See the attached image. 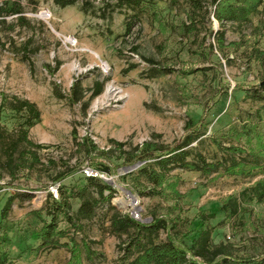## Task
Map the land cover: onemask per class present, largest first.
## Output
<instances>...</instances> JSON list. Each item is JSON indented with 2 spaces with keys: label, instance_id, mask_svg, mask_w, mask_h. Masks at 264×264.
<instances>
[{
  "label": "rangeland",
  "instance_id": "obj_1",
  "mask_svg": "<svg viewBox=\"0 0 264 264\" xmlns=\"http://www.w3.org/2000/svg\"><path fill=\"white\" fill-rule=\"evenodd\" d=\"M20 2L23 18L0 17V242L7 232L9 264H70L67 248H44L34 232L50 219L44 207L51 189L84 183L82 170L88 165L107 176L104 181L115 194L111 202L98 203L92 218L78 221L80 228L60 223L69 231L60 241L76 239L82 264H127L123 248L129 235L115 233L112 225L114 216L125 213L143 222L168 219L173 228L161 229L157 242L169 232L191 245L210 228L212 242L231 244L238 256L263 254L264 201L241 193L264 178V168L244 176L224 171L234 159L253 162L247 153L227 149L247 145L232 127L250 122L264 135V102L248 98L244 90L264 84V67L257 60V49L264 52V29H256L263 7L252 24L222 28L211 12L191 30L187 7H171L167 0H79L66 7L55 0ZM221 29L223 50L216 38ZM75 84L80 100L73 99ZM15 96L35 102L41 111V121L29 129V138L42 145L33 149L39 161L32 166L25 144L12 167L3 155L23 122L22 114L10 108ZM196 126L200 134L189 145L190 159L201 153L222 164L218 171H172L179 199L139 194L128 165L118 159L117 142L126 150L145 142L176 146ZM85 137L97 146L91 155L79 145ZM102 151L110 153L99 155ZM260 164L264 167V158ZM73 167L77 173L55 182L59 172ZM10 196L15 200L3 219ZM230 196L241 203L233 215L225 205ZM71 202L75 214L82 200ZM84 241L98 253L91 260Z\"/></svg>",
  "mask_w": 264,
  "mask_h": 264
},
{
  "label": "trees",
  "instance_id": "obj_2",
  "mask_svg": "<svg viewBox=\"0 0 264 264\" xmlns=\"http://www.w3.org/2000/svg\"><path fill=\"white\" fill-rule=\"evenodd\" d=\"M79 0H55L56 4L61 7L73 5ZM133 1V0H131ZM136 1V0H135ZM144 1L153 0H140ZM171 7H179L185 5L188 9L189 28L196 30L200 22V18L213 13L216 20L223 28L227 23L237 25L252 24L253 18L259 15L263 7L264 0H167ZM210 8H213L210 10ZM23 7L20 0H2L0 3V17L8 15H19L23 18ZM264 15V14H263ZM256 29H264V16L260 20V24ZM217 45L223 50L225 48V29H221L216 34ZM259 43V41H258ZM235 44V43H233ZM213 50L214 45L210 44ZM257 60L264 67V52L261 53L257 49ZM165 71H171L164 68ZM77 84L74 85L73 99L80 100L77 92ZM246 96L255 101L264 102V84L260 87L244 88ZM98 89L95 94H99ZM16 103L10 104V108L22 114L23 122L17 131V138L9 144L4 154L6 164L12 167L15 162V153L18 152L20 144L29 146L28 153L33 158L31 166L39 161L36 148L42 145L36 144L29 138V129L41 121V111L35 102L30 100H21L17 96L14 97ZM2 106V105H1ZM0 106V107H1ZM200 126H196L186 135L184 140L176 146H165L154 142H145L141 146H135L129 150L124 148L123 143L117 142L118 159H121L125 165L132 166L138 162H143L137 169L130 172L134 176L138 193L147 197H162L179 199L182 195L176 190L178 180L172 181L170 173L178 168H184L193 171H202L204 173H212L218 171L220 163L209 162L206 157L197 153L195 158L190 159L193 151L189 145L198 138ZM3 126L0 123V139L3 137ZM238 140H245L246 147L230 146L227 149L233 153H247L253 157V162L246 160L237 161L234 159L231 164L225 166V173L230 175H250L256 169H263L260 160L264 158L262 151L264 150V135L259 132L256 125L250 122L242 123L240 126H234L230 129ZM222 147L220 142H217ZM80 146L85 147L88 154L91 155L97 151V146L85 137ZM109 151H102L99 155L106 156ZM2 154H0V164ZM22 163L24 167H31ZM104 168L109 169L108 166ZM77 168H71L65 172H59L55 178V182L68 178L77 173ZM10 174L14 171L9 170ZM84 183L77 184L72 188L60 186V196L54 197L53 193L49 194V201L44 207L46 215L50 218L44 220L43 225L34 232V238L41 240L44 248L65 247L71 253L70 264H82V247L76 242L74 237H70V242H61L60 240L68 235V229L62 228V221L80 228L78 221L89 219L95 215L96 207L100 201L111 202L114 197V189L104 179L97 177H87L85 175ZM144 179V181H141ZM168 189H170L168 191ZM98 195V198L93 196ZM250 194L252 199L258 202L264 201V178L256 182L254 186L242 191L241 195ZM30 197V195H25ZM79 198L82 200L77 212L72 213V199ZM15 197L10 196L2 209L1 216L3 219L8 218L12 209ZM226 209L230 215L238 213L241 203L237 196H230L225 203ZM112 225L117 234L126 233L129 240L124 246L123 259L127 264H264V253L258 256H238L234 253L231 244H214L212 242V232L210 228L199 232L198 236L193 239L191 245L179 241L172 233H167L166 240L155 241L154 236L161 229H171L173 225L168 219L154 218L150 222H143L135 218L130 213L114 216ZM11 244V240L7 232L3 235L0 242V264H9L10 257L7 246ZM85 253L88 259H93L98 253L93 250L87 242H83Z\"/></svg>",
  "mask_w": 264,
  "mask_h": 264
},
{
  "label": "built area",
  "instance_id": "obj_3",
  "mask_svg": "<svg viewBox=\"0 0 264 264\" xmlns=\"http://www.w3.org/2000/svg\"><path fill=\"white\" fill-rule=\"evenodd\" d=\"M82 173H83V175H85L87 177H97V178H101V179H107V176L103 172H101V171H99V170H97V169H95L89 165L83 168ZM51 192L52 193L54 192L55 197H57L58 196V186L53 187L51 189Z\"/></svg>",
  "mask_w": 264,
  "mask_h": 264
},
{
  "label": "water",
  "instance_id": "obj_4",
  "mask_svg": "<svg viewBox=\"0 0 264 264\" xmlns=\"http://www.w3.org/2000/svg\"><path fill=\"white\" fill-rule=\"evenodd\" d=\"M142 164H143V162H138V163L134 164L133 166H127V167H125V169L127 171H133L134 169L138 168ZM128 192L130 193V191H128Z\"/></svg>",
  "mask_w": 264,
  "mask_h": 264
},
{
  "label": "bare ground",
  "instance_id": "obj_5",
  "mask_svg": "<svg viewBox=\"0 0 264 264\" xmlns=\"http://www.w3.org/2000/svg\"><path fill=\"white\" fill-rule=\"evenodd\" d=\"M123 201V200H122Z\"/></svg>",
  "mask_w": 264,
  "mask_h": 264
}]
</instances>
